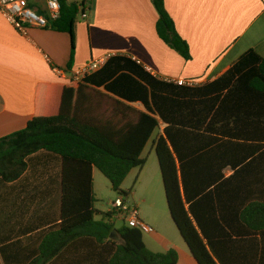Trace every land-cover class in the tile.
Instances as JSON below:
<instances>
[{
  "label": "trees",
  "instance_id": "trees-1",
  "mask_svg": "<svg viewBox=\"0 0 264 264\" xmlns=\"http://www.w3.org/2000/svg\"><path fill=\"white\" fill-rule=\"evenodd\" d=\"M86 1L60 0L51 29L73 36ZM152 3L158 36L191 59L165 0ZM88 85L146 111L112 100L122 106L116 125L112 109L95 112ZM161 121L153 144L166 196L198 264H264V55L253 49L206 83L159 78L125 55L111 56L82 81L37 83L27 126L0 138V184L17 181L31 156L47 152L60 162L59 218L22 239H0V264H178L176 248L149 249L139 228L115 227L112 211L96 219L94 168L128 199L122 184L145 164L141 155Z\"/></svg>",
  "mask_w": 264,
  "mask_h": 264
},
{
  "label": "crops",
  "instance_id": "crops-1",
  "mask_svg": "<svg viewBox=\"0 0 264 264\" xmlns=\"http://www.w3.org/2000/svg\"><path fill=\"white\" fill-rule=\"evenodd\" d=\"M165 3L178 33L189 44V60L158 36L159 14L152 0H87L86 16L79 14L73 36L36 27L23 33L0 12V138L27 126L37 83L71 82L58 76L55 66L70 67L72 74H78L93 59L125 55L159 78L199 84L222 76L251 49L264 55V0ZM90 74L81 73V81ZM86 89L146 111L141 102L129 103L104 86ZM59 172V160L41 151L28 159L21 178L0 184V239H22L36 224L49 226L58 221ZM38 186L43 191L37 192Z\"/></svg>",
  "mask_w": 264,
  "mask_h": 264
},
{
  "label": "rangeland",
  "instance_id": "rangeland-1",
  "mask_svg": "<svg viewBox=\"0 0 264 264\" xmlns=\"http://www.w3.org/2000/svg\"><path fill=\"white\" fill-rule=\"evenodd\" d=\"M86 92L92 97L95 112H101L108 106V109H112L114 112L113 122L115 121L116 125L123 122V119L118 117L121 105L116 101L107 100L96 91L86 89ZM137 113L130 112V118H137ZM164 126L165 124L161 121L159 130L153 133L141 155L145 164L131 170L124 180L122 188L129 192L128 200L138 205L140 217L155 230L153 234L144 233V241L147 246L153 251L160 252L174 247L180 252L178 264H196L171 217L163 177L153 144V140L162 132ZM226 173H230V170H227ZM95 194L97 198L96 219L101 220L109 209H113V202L119 194L112 189L109 179L98 169L95 173ZM112 221L116 227L125 225L124 221L115 217Z\"/></svg>",
  "mask_w": 264,
  "mask_h": 264
},
{
  "label": "built area",
  "instance_id": "built-area-1",
  "mask_svg": "<svg viewBox=\"0 0 264 264\" xmlns=\"http://www.w3.org/2000/svg\"><path fill=\"white\" fill-rule=\"evenodd\" d=\"M0 12L19 31L27 33L29 28H52V23L60 17V0H0ZM82 16H86L83 11ZM110 56L89 61L78 74L71 69L55 66V73L65 79L81 81L80 74L93 73L101 69ZM72 74V75H71ZM179 84L193 85V81L178 80ZM113 217L125 222V225L139 228L144 233L154 232V228L140 217L138 205L122 196L113 202Z\"/></svg>",
  "mask_w": 264,
  "mask_h": 264
},
{
  "label": "water",
  "instance_id": "water-1",
  "mask_svg": "<svg viewBox=\"0 0 264 264\" xmlns=\"http://www.w3.org/2000/svg\"><path fill=\"white\" fill-rule=\"evenodd\" d=\"M156 154H157V153H156ZM158 161H159V160H158ZM159 165H160V169H161V164H160V162H159ZM161 173H162V169H161ZM163 182H164V180H163ZM164 187H165V184H164ZM165 191H166V189H165ZM166 197H167V196H166ZM167 202H168V199H167ZM168 207H169V203H168ZM169 211H170V214H171V217H172L173 221L175 222L176 226H177L178 229H179V226H178V224L176 223V221H175V219H174V217H173V215H172V213H171L170 207H169ZM179 231H180V229H179ZM111 238H117V234H116L114 231L111 233Z\"/></svg>",
  "mask_w": 264,
  "mask_h": 264
}]
</instances>
